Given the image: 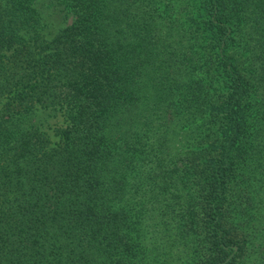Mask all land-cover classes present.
I'll use <instances>...</instances> for the list:
<instances>
[{
	"label": "trees",
	"instance_id": "16d2710c",
	"mask_svg": "<svg viewBox=\"0 0 264 264\" xmlns=\"http://www.w3.org/2000/svg\"><path fill=\"white\" fill-rule=\"evenodd\" d=\"M0 264H264V0H0Z\"/></svg>",
	"mask_w": 264,
	"mask_h": 264
}]
</instances>
